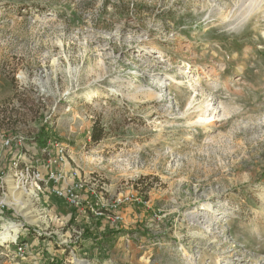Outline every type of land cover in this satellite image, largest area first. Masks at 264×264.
Here are the masks:
<instances>
[{
	"label": "rangeland",
	"instance_id": "374dc122",
	"mask_svg": "<svg viewBox=\"0 0 264 264\" xmlns=\"http://www.w3.org/2000/svg\"><path fill=\"white\" fill-rule=\"evenodd\" d=\"M246 3L0 0V168L6 139L39 160L52 139L105 200L141 201L114 224L24 190L19 210L6 189L0 231L30 247L0 245V264H264V9L217 13Z\"/></svg>",
	"mask_w": 264,
	"mask_h": 264
},
{
	"label": "built area",
	"instance_id": "2783aa9c",
	"mask_svg": "<svg viewBox=\"0 0 264 264\" xmlns=\"http://www.w3.org/2000/svg\"><path fill=\"white\" fill-rule=\"evenodd\" d=\"M42 149L43 158L39 160L28 155V151H21V141L15 138L6 139L3 145L14 150L10 167L0 168V198L6 194V189L25 190L32 199L40 200L41 193L66 200L73 206L84 205L96 218L108 219L117 223L123 219L120 206L129 202H141L137 194L129 192L105 200L108 192L104 187L97 191L85 177L82 178L78 169L67 168V146L60 142L47 141ZM20 149V150H19ZM46 171H42L40 167ZM46 188V190L41 187ZM3 214V210L0 211ZM23 226V225H22ZM15 231L12 226L4 227L0 231V245L14 253L23 256L30 247L27 240L21 239V230Z\"/></svg>",
	"mask_w": 264,
	"mask_h": 264
},
{
	"label": "bare ground",
	"instance_id": "6f19581e",
	"mask_svg": "<svg viewBox=\"0 0 264 264\" xmlns=\"http://www.w3.org/2000/svg\"><path fill=\"white\" fill-rule=\"evenodd\" d=\"M245 2H247V3L240 9V11L238 12V14L235 15V16H232L231 15L232 17H230V15H224V10L223 9H218L217 13H218V15H220V17L223 18V20H225V22H227L228 24H230L232 26L233 25L236 26V25H241V24L249 21L256 13L261 12L264 9V0H242V3L243 4ZM237 9H238V7H237ZM240 69L242 71L244 70L243 67H241ZM175 83H177V82H175ZM139 87L140 88H143V90H144V94H145L144 95V97H145L144 99H145V101H151V100H153V98H155L156 96H158L156 90H154V89H150V88H145L144 89V87H143L142 84ZM186 111H202L203 112L204 110L202 108V104H200L198 106L196 105V106H193V107H188V109ZM190 113H192V112H190ZM209 118L207 117V115L205 116V111H204L202 114L198 115L197 122L204 123V124L207 123L204 126L205 127L206 126L209 127V126L213 125L211 118L210 119ZM195 122H193V123H195ZM24 192H26V191L24 190ZM19 194L20 193H17V190L16 189H13L12 190V193H11L10 200L11 199H14L15 202H16V204L18 205V209L19 210H23V209L26 208V205H25L26 203H24L25 201L23 202V200H22V198L20 196L21 194L20 195ZM5 200H9V199L8 198H5ZM31 211H28L27 214L31 213ZM12 227H13V229L15 231H19L18 225H13Z\"/></svg>",
	"mask_w": 264,
	"mask_h": 264
},
{
	"label": "crops",
	"instance_id": "0c3cea01",
	"mask_svg": "<svg viewBox=\"0 0 264 264\" xmlns=\"http://www.w3.org/2000/svg\"><path fill=\"white\" fill-rule=\"evenodd\" d=\"M8 160H9V158H7ZM11 160V159H10ZM67 167V166H66ZM41 168V170L42 171H46L42 166L40 167ZM45 190H46V188H45ZM43 196H44V199H45V201H54V202H60V201H58V198H56V197H53V196H50V195H47L46 194V192L44 191V193H43ZM117 228H119V227H117ZM120 229V228H119ZM144 242V241H143ZM120 245V244H119ZM117 246H118V243H117ZM144 246H142L141 247V249L143 248ZM133 249V248H132ZM131 250V249H130ZM134 250H132V252H133ZM134 253V252H133ZM135 253H138V252H135ZM129 254V253H128ZM127 254H124L123 256H122V258H125V259H127ZM131 256H133V255H131ZM136 257L134 258V256L132 257V261L131 260H129V264H145V263H139V262H136V260H137V255H135ZM145 256V255H144ZM119 262L116 260V259H114V260H112L111 258H107V260H106V263L105 264H118ZM123 263H126V262H123Z\"/></svg>",
	"mask_w": 264,
	"mask_h": 264
},
{
	"label": "trees",
	"instance_id": "16d2710c",
	"mask_svg": "<svg viewBox=\"0 0 264 264\" xmlns=\"http://www.w3.org/2000/svg\"><path fill=\"white\" fill-rule=\"evenodd\" d=\"M92 138L94 141H98L101 139L102 137V133L101 132H97L95 128H93V133H92Z\"/></svg>",
	"mask_w": 264,
	"mask_h": 264
}]
</instances>
